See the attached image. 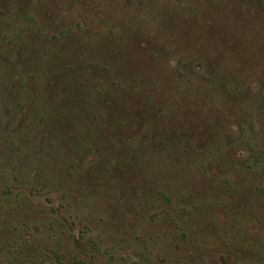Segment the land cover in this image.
I'll use <instances>...</instances> for the list:
<instances>
[{"label": "rangeland", "instance_id": "1", "mask_svg": "<svg viewBox=\"0 0 264 264\" xmlns=\"http://www.w3.org/2000/svg\"><path fill=\"white\" fill-rule=\"evenodd\" d=\"M262 257L264 0H0V264Z\"/></svg>", "mask_w": 264, "mask_h": 264}, {"label": "trees", "instance_id": "2", "mask_svg": "<svg viewBox=\"0 0 264 264\" xmlns=\"http://www.w3.org/2000/svg\"><path fill=\"white\" fill-rule=\"evenodd\" d=\"M235 225H238L240 226L238 223H236ZM235 230L234 231H240V227H233ZM254 248V250H253ZM248 251H251V252H254L255 254L257 255H262V253H260L259 250L256 251V247L254 245L250 246L249 250ZM256 251V252H255ZM260 260H264V257L260 258Z\"/></svg>", "mask_w": 264, "mask_h": 264}]
</instances>
